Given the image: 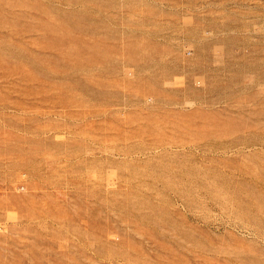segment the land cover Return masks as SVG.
Returning <instances> with one entry per match:
<instances>
[{"label": "rangeland", "instance_id": "rangeland-1", "mask_svg": "<svg viewBox=\"0 0 264 264\" xmlns=\"http://www.w3.org/2000/svg\"><path fill=\"white\" fill-rule=\"evenodd\" d=\"M0 264H264V0H0Z\"/></svg>", "mask_w": 264, "mask_h": 264}]
</instances>
